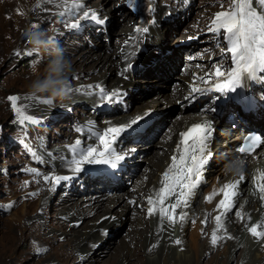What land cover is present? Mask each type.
I'll use <instances>...</instances> for the list:
<instances>
[{
	"label": "rangeland",
	"instance_id": "rangeland-1",
	"mask_svg": "<svg viewBox=\"0 0 264 264\" xmlns=\"http://www.w3.org/2000/svg\"><path fill=\"white\" fill-rule=\"evenodd\" d=\"M42 1L43 0H0V264H80L79 261L76 260L77 258L75 259L76 261L74 260V253L69 248V246L72 247L76 244L75 241H72L74 239L73 233L82 230L87 221L90 222L86 227L93 225L95 222L93 223L91 220H93L94 217L96 218L97 215L91 216L92 219H90V217H82L77 227L70 231V227L67 226L69 219L66 218V213L70 210L65 211L62 209V205L71 207L73 206L72 203L77 201L72 199L65 201V199L70 197L72 191H74V186L80 189L76 198L89 195L84 193L87 192L88 189L84 188V186L87 187V185L83 186V183L88 184L90 178L80 177V179L78 176L82 175L81 172L78 174L71 173V179L66 182L61 181V183L57 185L51 183L46 185L45 181L42 179L47 170L51 171L54 169L56 175V168L52 166L55 157H49V155L51 156L56 153L52 152V149L57 146H62L61 148L64 150L67 148L73 152L71 146L73 134L80 132L77 131V129H81V126L87 123V117H89L90 114H94L96 111L95 114L97 115L99 111L97 105L100 101L102 103L104 100L101 96H98L94 103L90 99L84 101L81 98L80 92H76L75 90L76 85H81L82 83L78 82L74 75L80 74V69H85L84 72L86 77L98 78L96 74L103 77L102 70L94 71L91 66L96 63L98 55L104 57L105 55L111 54L112 56V53L119 49V42H117L115 37L116 35L121 37L124 31L135 32L140 41V43L137 41L134 42L132 49H135L136 46V49L139 48L138 53L141 55L139 56L134 53L133 62H136V64L148 62L150 59L149 56L153 52L156 53L158 48L154 45L153 49L148 50L146 46L143 45L145 39L144 34L146 33L137 32L136 29H148V27L153 25L154 21L151 19L150 13H158L157 11H161L160 17L158 18V22L160 20L162 21L160 26L171 27L172 29L175 28L178 31V34L173 36L175 45L178 43L177 41H185L188 37L193 36H196L197 39L201 41L197 45L198 51L197 49H191L192 47H190L191 50H184V48H180L183 46H176L175 48H180L181 50L177 55L179 61L180 59H185V62L191 65L193 63L202 62H206L203 65L215 63V57L219 52V48L216 53H210L211 50H208L206 53L200 48L210 44L214 45V43L217 42L213 34H209L211 38L207 37L209 33L207 29L211 22L207 13L209 12L213 18L212 12L217 10L216 7L220 6V10L223 11L226 10L230 4V0H191L194 6L191 7L192 9L189 12V16L195 19V28L200 27L202 30L197 34L194 31L186 32V28L191 29L188 27V22L191 21V19L188 18L187 20L184 19L183 22H176L180 19L181 14H185L187 11L181 13L180 16L176 13L175 16L172 17L174 14L173 12H178L179 9L187 6V4H185L187 0H132L131 5H129L128 0H107V2H105V0H76V2L82 4L83 7L74 8L71 11L68 10L71 5L61 8V11L59 9L55 10L51 4H48L44 9L37 8V2L42 3ZM221 4H223V7H221ZM157 8L159 10H157ZM18 11L23 13V15L18 14ZM84 11H89L90 13L95 12L98 19L91 20L89 18L87 20H82L81 18L83 17ZM60 12H64V15H60ZM107 14H111L112 21L115 20V22L111 23V21L106 20L109 19L106 17ZM99 19H103L104 23L100 24L98 22ZM76 21H81L76 29L67 26ZM33 24L37 25L40 30L46 31L48 35L57 42L58 46L64 49V55L70 60L71 64H73L79 56L90 55L91 58V60L87 62H80V65L78 64L77 68H75L76 70H73L74 68L72 67V71L68 75L70 98L62 102L57 101L53 105H50L42 96H33L29 93L30 83L36 79L37 76L43 74L49 61V57L46 53L43 51H33L23 38V32ZM141 41L143 43L142 45ZM195 42H197V40ZM168 50L170 51V49ZM141 51H143L144 54L141 53ZM27 52L31 54L25 55L24 53ZM129 52L130 51H128V55ZM171 55L172 53L168 56ZM189 55L195 56V59L186 61L187 58L185 56ZM152 64L154 65V63ZM181 65L183 66V64H180V66ZM180 66L178 65V68L173 70L174 75L180 73ZM108 68H110V66ZM108 68L105 70L109 71L110 75L113 74L111 72L114 71ZM134 70L135 69L131 72L134 78H130L129 76L128 79V76H124L123 81L126 80L125 82L129 89H131L132 86L139 89L137 90L134 88L131 97L128 99V101L137 100V102L132 103L127 108H125L126 104L119 103L124 107V110H126L110 115L120 114L121 116V114L124 115L125 113L134 114L135 111L139 110L138 115L149 116L148 110H152L156 106L154 103L151 104L149 99L158 98L161 101L163 98L162 95H167L169 92L171 93V81L173 82V78L170 79L169 75H164V79L166 78L165 80H168V84H165L164 79L161 77L158 79L156 85H154L153 83H145V81H150L154 75H148L149 73L147 71H143V74L138 76ZM204 73H206V70L201 75ZM182 74L183 73H180L179 75ZM144 75L148 76L143 77ZM177 78L178 77L175 78L176 81L174 82L178 81ZM136 79H139L140 83L137 82ZM84 80L88 81L90 79L86 78ZM111 80L112 79H109L108 82ZM135 83H137L136 86ZM89 84L87 83L84 88L87 89ZM106 92L109 95L111 94L109 90ZM12 95L19 98L17 100V105L25 108V114L33 118L31 123L19 121L17 113L13 111L11 102L8 99V97ZM172 95H174V93ZM145 103H147V106H145ZM111 104L112 103L107 102L106 106L100 108L101 110H106V107ZM160 106L162 107L163 103ZM40 107H42V109L45 108V110L41 112L42 109ZM179 110L181 111L178 104H176L172 112H174L173 114H177ZM186 111L188 110L185 109V112ZM169 113L170 112H167V114ZM180 115L181 114H179V116ZM108 117L109 116L106 118ZM158 126L159 124L156 123L150 130L156 131V127ZM153 135V132L150 133L149 136L145 137L144 142L133 143L129 142L130 140H126V142L120 146V149L125 152L126 149H130L127 144L132 143L139 144L140 148L146 145L147 141H149ZM160 138L161 136L152 138V141H159ZM86 139L87 138H83L82 141L85 142L87 141ZM92 139L95 141L93 135ZM84 145L86 146V144ZM113 150L118 153L115 146H113ZM132 151L133 154L140 152L135 148H132ZM34 153L35 155H33ZM73 153L78 152L76 150ZM143 154L145 155L144 152ZM143 154L138 155V157H141L136 160L137 163H141V161L145 160L146 155L144 156ZM59 156L60 155L57 157L60 158ZM146 163L147 162H144L143 164L145 165ZM133 165L134 162L131 161V167H133ZM31 169H36L41 175L39 177L31 175L29 172ZM73 175H77L78 181L72 180L74 177ZM86 175L87 174H85V176ZM213 178L214 176L211 175L208 181H204L200 185V192L202 194L198 199H201V196L205 195L211 189ZM122 179L124 178L121 177V180ZM126 179L127 176L124 179V184L125 181H127ZM132 179H129L131 184H127L126 182V186H133L134 181ZM26 181L28 182L27 184H25ZM101 183H104V181L94 182L95 185L100 187L101 192H106V194H103L104 196L102 194L97 195V191L94 190L92 194L97 198L105 199L104 203L108 202L109 197L115 196H111L112 194H119L116 189L117 192L112 191V193L105 188L103 189V187L100 186ZM31 193H35V195H30ZM43 198L46 199L42 201V203L41 200ZM59 202L63 204H59ZM68 203H70V205H67ZM195 206H197V202ZM98 214L100 216H105L103 211H100ZM109 226H113L111 231L115 232L114 229H120L121 233H119L118 236L114 235L113 238H109V242L105 243V247L102 251L108 249L110 245L115 247L118 241L126 235L130 228L128 222L126 224V221L120 222L119 220L109 221ZM193 233L194 231L191 230L186 232V240L187 242L189 241L188 243L191 245L197 240L196 237L192 235ZM66 235L68 236L66 237ZM105 241H107V239H105ZM126 241L128 240L126 239ZM103 242L104 240L102 239V243ZM72 243L73 245L71 246L70 244ZM133 247L134 246H132V248ZM225 247L227 246L225 245L222 247L219 252H222ZM102 251H96L97 253L94 251L92 257L90 255L91 262L89 263L98 264L102 259L106 260L107 264H116L119 262L115 254L112 258L110 257V259L107 257L99 258L98 256H100V254H104ZM240 251V248L235 250L234 260L230 264H236ZM207 254L212 255L214 252L207 251ZM131 261L127 264H130ZM135 263L144 264L143 262ZM200 263L212 264V261L208 263V260L204 258L203 261L200 260ZM237 263H240L239 258ZM262 264H264V262Z\"/></svg>",
	"mask_w": 264,
	"mask_h": 264
},
{
	"label": "bare ground",
	"instance_id": "bare-ground-1",
	"mask_svg": "<svg viewBox=\"0 0 264 264\" xmlns=\"http://www.w3.org/2000/svg\"><path fill=\"white\" fill-rule=\"evenodd\" d=\"M73 2L74 0H53L52 3H47L43 0L42 3L37 2L40 5V7L37 8L44 9L48 4H51L53 5L55 10L59 9L61 11V8L66 7L67 5H72ZM105 2H107V0H105ZM185 4H187V6L185 8L182 7V9H179L180 12H173L174 14L172 15V17L175 16L176 13L180 16L181 13L187 11L188 13L186 12L185 14H181L180 19L176 22H183L184 19L187 20L188 18L191 19V21L188 22V27L191 29L186 28V32L194 31L198 34L202 30L200 27L195 28V19L189 16V12L192 9L191 7H193L194 4L191 2V0H187ZM219 7L220 6L216 7L217 10L212 12L213 16L216 12L221 11ZM157 10L159 9L157 8ZM157 12L158 13H150V17L151 19H153L154 23L153 25L148 27V32L144 34V44L141 41V45H145L148 50L153 49L154 45H156L155 47L158 48L156 53L153 52L149 56L150 59L148 62H145L144 64H136V62H133L134 53L139 56L141 55L138 53L139 48L136 49L135 46V49H132L134 46V42L137 41L138 43H140V41L137 38L135 32L134 35L133 31H124V34L121 37H119L118 35H116L115 37L117 42H119V49L112 53V56L114 58L111 56V54L107 56L105 55L104 57H100V55H98V57L96 56V63L94 61L95 64L91 66L94 71L102 70L103 77L99 76L98 74H96L98 78L86 77L84 72L85 69H80V74L74 75L78 82L82 83L81 85H76L75 90L80 88L81 86H85L87 83H90L89 85L96 84L104 88L106 91H111L110 95H112L113 93H119V96L116 95L112 100L109 101L103 100L102 103L100 101V103L97 105L99 109L97 115L95 114L96 111L94 113L95 115L90 114L89 117H87V123L81 126L80 132L73 134L71 146L74 145L75 141H81V144L77 148L78 153H73L70 149L67 148H65L64 150L63 148H61L62 146H57L56 148L52 149V152L56 153L51 156L49 155V157H55V160L51 162L52 166H55L56 168V175L70 176L71 173H73L70 167L72 160L78 158V155L91 145V147H97L98 150L101 149L102 146L99 141V136L103 134V132L108 127L124 125L125 123L131 122V120L135 119L137 116L141 117V119L137 123L143 121L148 123L147 128L144 130V133L137 135L140 138L138 142H144L145 137L149 136V134L152 132L154 133L152 138H158L159 136H161V138L159 141L157 140L154 142L151 138L149 139V141H147L146 145L140 148L139 144H127L130 149H126L125 152H123L121 151L120 146L124 142H126V140H131V137L126 136V134L124 133H121L120 137H118L116 142L113 144V146L117 148L118 154L120 153V155L124 156V165H126L128 169L126 172H121L120 176L124 179L127 176L126 180L132 179L133 177L132 180L134 181V183L132 187L126 186L127 181H125L124 184V179L114 183H110L107 180L101 179L100 176H91L86 168L89 165L93 164H86L82 167V175L78 176V178H90L88 184L83 183V186L87 185V187L84 186V188L88 189V191L84 193H87L89 195L81 198H76V195L78 192H80V189L74 186V191H72L70 197L65 199V201L71 199L77 201H74V203H72L73 206L71 207L62 205V209H64L65 211L70 210L66 213V218L69 219L67 226L70 227V231L74 230L77 227L82 217H90V219H92L91 216L97 215L96 218L94 217L95 219L93 218V220H91L96 224L94 223L93 225L86 227V225L90 222L87 221L82 230H78L73 233L74 239L72 241H75L76 244L73 245L72 243L70 244L71 246L73 245L72 247H70L69 245L68 246L74 253V260L77 258L76 260H78L80 264H91L89 262H91L90 260L94 251H102V249H104L105 247V243L109 242V238H113L114 235L118 236L119 233H121L120 229H114L116 233L114 231H111V228H113V226H109V221L112 222L119 220L120 222L126 221V224L128 222L130 228L128 229L126 235H124V237H122L118 241L115 247H112L111 245L108 246V249L102 251V253L104 254H100V256H98L99 258L107 257L108 259H110V257L112 258L115 254L116 258L119 261L116 264H127L131 260L134 261H131L130 264H137L135 262H143L144 264H201L200 260L203 261L204 258L208 260V263L209 261H212V264H230L234 260L235 250L237 248H240L241 251L239 252V256L237 257V260L235 259L238 262L239 258L240 263L236 262V264H256L258 262V259L260 262L258 263L262 264L264 262V238H261L259 240L254 238L248 232V228L252 227L253 225H259L258 231H264V224L261 223V221H264V201L260 200V193L256 190V185L259 184V181L254 180V177L257 175V170H264V149L259 150V158L257 160L245 162V180L238 185V195L234 198L233 211L228 215L222 217L223 228L217 232L218 236L224 238L218 240L217 244L213 246L210 243V237L216 227L214 217L219 214L216 209V205L222 198L223 194L222 192H220L217 195H213L210 202H206L205 197L212 195L214 192H218V190L221 189L225 183L235 181L239 178V176L226 174L225 171L226 166L231 163L236 157V149H234V147L236 146V140L238 139V137H233L232 132H230L229 130L231 127L223 129L224 126L220 125L218 122L217 126L215 121L212 120L210 115H208L205 110L197 111V108L191 104L184 108L187 102L186 94L187 92H190L189 87L193 84V74H195L197 77L196 85L200 87L203 86L201 85L198 77L206 70L205 67H207L208 65L213 66L214 63L203 65L206 62H202L200 64L204 67L203 69H193L190 67L191 64L188 65L187 62H185V68L183 72L184 75H174L173 70H176L178 68V65L180 66L181 63V59L179 61L177 56L178 53H180L179 51H181L180 48H184V50H187L192 47L191 49H197L198 51L197 45L201 41L198 39V42L193 41L190 44L185 45L179 44L182 43V41L179 40L175 45L173 36L177 35L178 31L175 28L172 29L171 27L160 26L162 24V21L160 20L158 22V18L160 17L161 11ZM110 15H106V17L109 18L106 20L111 21V23L115 22V20L112 21V17ZM207 15L209 19L212 20L209 12L207 13ZM209 34L211 33H208L207 37L211 38ZM177 45H181L183 47L175 48ZM200 48L206 53L208 52V50H211L210 53H216L219 47L215 48L213 44H210L206 47ZM166 49H170V51L166 52ZM128 51L131 52H129V55ZM141 53L144 54L143 51H141ZM171 53L172 55L168 56ZM185 57L191 58L195 56L189 55ZM89 60H91L90 55L79 56L76 61L71 64L74 68L73 70H76L75 68H77L78 64L80 65V62H87ZM188 61L191 60L188 59ZM152 63H154V65ZM129 64H131L132 67L127 72H124V69L127 68ZM109 66L110 68H108ZM107 68L112 69V71L114 72H110L113 74L110 75L109 71L105 70ZM133 69H135L134 71L138 76L142 75L143 71H147L149 73L148 75H154V77L150 81H145V83H153L154 85H156L159 78L162 77L164 79L165 74L169 75L170 79L173 78V82L171 81V93L169 92V94L167 95H162L163 98L161 101L158 98L149 99V101H151V104H156L155 108H153L152 110H148L149 116L138 115L139 110L135 111L134 114L125 113L124 115L121 114V116L120 114L110 115L124 112L126 110H124V107L119 103L126 104L125 108H127L132 103L137 102V100L128 101V99L131 97V93H133L134 88L137 89V87L132 86V88L129 89L125 82L126 80L123 81L124 76H128V79L129 76L130 78H134L131 73ZM185 73H187L188 75H185ZM204 75L205 73L203 74V76ZM147 76L144 75L143 77ZM176 77H178L179 79L177 78L178 81L174 82L176 81ZM86 78L90 80L85 81L84 79ZM109 79L112 80L108 82ZM165 79V84H168V80ZM136 80L140 83L139 79ZM136 85L137 83H135V86ZM79 92L81 94V98L84 101L90 99L91 101H93V103L96 102V98L100 96L99 90L95 88H87L85 89V91ZM173 93L174 95H172ZM179 101L181 102L178 103ZM107 102H110L112 104L107 106L106 110H101L100 107L106 106ZM162 103L163 106L161 107L160 105ZM176 104H178L181 111L179 110L177 114H173L174 112H172V110L175 108ZM145 106H147V103H145ZM40 108L42 109V107ZM185 109H187L188 111L185 112ZM44 110L45 108H43L41 112H43ZM167 112L170 113L167 114ZM179 114L181 115L179 116ZM107 116L109 117L106 118ZM205 121H208L212 126L217 127L218 131L220 130V132L217 133L219 142L216 143V145L211 143L210 149L212 150L213 154L209 160L207 167L202 172L201 184L204 181H208L211 175L214 176L211 189L205 195L201 196V199H198L202 194L200 192V184L188 198L187 207L177 209V213H186V218L182 222H178L175 225H170L166 220L160 221L158 214L149 216L147 214V208L149 206L147 203V199L150 196L155 197V194L162 186L160 182L163 178V173L171 164V157L173 155L178 156L176 148L177 143L180 139V133L183 132L182 130L190 124ZM156 123L159 124V126L156 127L157 130H150ZM254 123H256L257 125H261V127H264V121H256ZM92 135L95 137V141H93ZM83 138H87V141H82ZM84 144H86V146ZM132 148H135L140 152L133 154ZM143 152L146 155L145 160L141 161V163H137L136 160L140 159L141 157H138V155L143 154ZM56 154L60 155V158H58V155ZM131 161L134 162L133 167H131ZM144 162L147 163L144 165ZM85 174L87 175L85 176ZM44 175H55L54 169L51 171H45ZM73 176L74 177L72 180L78 181L77 175ZM101 181H104V183H101L100 185L101 187H103V189H107L108 187H110L114 190L116 189L119 193L112 194L111 196H115L111 198L109 197L107 203H104L105 199L97 198L92 194L93 190L97 191V195L106 194V192H101L100 187L94 184V182ZM45 183L46 185H49L51 181ZM262 183H264V181ZM46 198H43L41 202ZM172 202H174V197L170 198V200L166 203ZM196 202L197 206H195ZM59 204L63 203L59 202ZM67 205H70V203H68ZM100 211H103L105 216H100L98 214ZM236 211L241 212V215L243 217L242 219L238 218L235 215ZM202 221H205V223H202ZM189 230L194 231L192 235L197 239L193 243L194 245L189 244V241L187 242L186 240V232ZM67 236L68 235H66V237ZM102 239L104 240L103 243ZM105 239H107V241H105ZM126 239L128 241H126ZM177 239L181 241L179 245L175 243ZM153 245H155V247H153ZM225 245L227 247H225L222 252H219ZM132 246L134 247L132 248ZM207 251L214 252V254H207ZM217 257L219 261L217 260ZM98 264L107 263L106 260L102 259Z\"/></svg>",
	"mask_w": 264,
	"mask_h": 264
},
{
	"label": "snow or ice",
	"instance_id": "snow-or-ice-1",
	"mask_svg": "<svg viewBox=\"0 0 264 264\" xmlns=\"http://www.w3.org/2000/svg\"><path fill=\"white\" fill-rule=\"evenodd\" d=\"M44 2L52 3L53 0H44ZM129 5L132 0H128ZM39 7V3L36 5ZM83 5L74 0L68 10L74 8H82ZM223 7V4H221ZM18 14L23 13L18 11ZM64 15V12H60ZM97 20L95 12L84 11L82 20ZM81 21H76L67 25L72 29H76ZM100 24L104 23L103 19H99ZM31 27L36 28L33 24ZM137 32L147 33V28H138ZM208 32L213 34L217 42L221 40L223 44L220 46L221 57L228 60L227 66L218 63L213 64V71L205 73L203 77H199V81L205 87L196 85V75L193 74V84L190 87V94L198 93L201 96L207 95L209 92L214 93H230L236 92L241 88L245 81L264 80V0H230L229 7L226 10L216 12L208 27ZM127 43V42H126ZM30 55V52L24 53ZM132 67L131 64L124 69L127 72ZM211 82V83H210ZM88 89H98L99 95L105 101L112 100L119 93L109 95L106 90L99 85H88ZM76 91H85L84 86L76 89ZM190 97H186L188 99ZM14 112L17 113L21 122L31 123L33 118L25 114V108L17 105L16 96L8 97ZM141 119L137 116L130 123L121 126L108 127L103 134L99 136L101 149L95 147H87L78 158L71 162V171L80 173L82 167L86 164H104L111 165L113 168L117 166V162L124 159V156L113 150V144L121 133L132 128ZM80 131V129H77ZM212 136V125L210 122L196 123L191 125L187 131L180 133V139L177 143V155L171 157V164L163 173L161 187L155 194V197H148L147 214L149 216L157 215L160 221L166 220L168 224L175 225L182 222L186 218V213L179 212L177 209L187 207L188 198L198 188L202 181V172L212 157V152L208 148V142ZM262 143L259 136L247 137L244 144L237 151L242 155L251 154ZM80 140L75 141L72 151L75 152ZM35 155V153L33 154ZM245 166V162L242 161ZM30 174L39 177L41 174L36 169L29 170ZM71 179L68 175H44L45 182L51 181L53 185L60 184L61 181ZM245 180L244 173L239 175L235 181L225 183L218 192L205 197L206 202H210L213 195L222 192L223 196L216 205L219 212L214 217L215 229L213 230L210 243L215 246L218 240L224 237L218 236L217 232L223 228L222 217L233 211L234 198L237 197L238 185ZM254 180L264 181V170H257ZM28 182L26 181L25 184ZM256 190L260 193V200L264 201V183L256 185ZM30 195H35L31 193ZM174 197V202L166 203L170 198ZM238 218H243L240 211H236ZM205 223V221H202ZM264 224V221H261ZM259 225H253L248 228V232L256 239L264 238V231H258ZM230 238V237H228ZM175 243L179 245L180 240ZM155 247V245H153Z\"/></svg>",
	"mask_w": 264,
	"mask_h": 264
},
{
	"label": "clouds",
	"instance_id": "clouds-1",
	"mask_svg": "<svg viewBox=\"0 0 264 264\" xmlns=\"http://www.w3.org/2000/svg\"><path fill=\"white\" fill-rule=\"evenodd\" d=\"M23 38L33 51H43L49 57L48 64L42 75H39L29 85V93L33 96L40 95L50 105L57 101L70 98V85L68 75L72 65L64 55V49L44 30L38 27H29L23 32ZM35 71V67H34ZM245 162L236 157L226 166V174L239 176L244 173Z\"/></svg>",
	"mask_w": 264,
	"mask_h": 264
},
{
	"label": "water",
	"instance_id": "water-1",
	"mask_svg": "<svg viewBox=\"0 0 264 264\" xmlns=\"http://www.w3.org/2000/svg\"><path fill=\"white\" fill-rule=\"evenodd\" d=\"M12 96H15V95H12Z\"/></svg>",
	"mask_w": 264,
	"mask_h": 264
}]
</instances>
